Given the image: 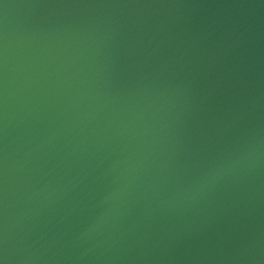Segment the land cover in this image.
I'll return each instance as SVG.
<instances>
[{
	"label": "water",
	"instance_id": "1",
	"mask_svg": "<svg viewBox=\"0 0 264 264\" xmlns=\"http://www.w3.org/2000/svg\"><path fill=\"white\" fill-rule=\"evenodd\" d=\"M0 264H264V0H0Z\"/></svg>",
	"mask_w": 264,
	"mask_h": 264
}]
</instances>
